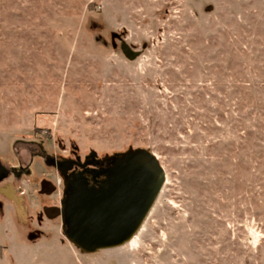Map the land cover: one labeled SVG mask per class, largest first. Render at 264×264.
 Instances as JSON below:
<instances>
[{"label": "rangeland", "instance_id": "1", "mask_svg": "<svg viewBox=\"0 0 264 264\" xmlns=\"http://www.w3.org/2000/svg\"><path fill=\"white\" fill-rule=\"evenodd\" d=\"M138 149L155 203L82 253L49 161ZM0 163V264H264V0H0Z\"/></svg>", "mask_w": 264, "mask_h": 264}, {"label": "water", "instance_id": "2", "mask_svg": "<svg viewBox=\"0 0 264 264\" xmlns=\"http://www.w3.org/2000/svg\"><path fill=\"white\" fill-rule=\"evenodd\" d=\"M130 60L137 56L122 45ZM92 155H95L92 153ZM105 187L88 188L81 175L65 183L61 207L46 211L59 216L65 238L82 253L120 247L138 232L165 182L164 170L146 150L108 158ZM8 171L0 165V180Z\"/></svg>", "mask_w": 264, "mask_h": 264}, {"label": "flooded vegetation", "instance_id": "3", "mask_svg": "<svg viewBox=\"0 0 264 264\" xmlns=\"http://www.w3.org/2000/svg\"><path fill=\"white\" fill-rule=\"evenodd\" d=\"M49 163L54 166L61 178L62 182V192L60 203L57 206H52L44 209V215L48 218L46 211L50 208L61 207V201L63 199V192L65 189V183L71 181L74 176L81 175L82 180L86 183V187L90 188L94 186L105 187L107 185L106 171L110 167L108 164V158H98L96 155L90 154L85 156L82 160L79 157H74V159L69 160H50ZM0 165L4 167L1 163ZM8 171V175L1 179L3 181L6 179L11 171L4 167ZM55 190V188L48 182L43 181L41 183V192L50 194ZM60 218L59 216H57ZM52 219V218H49ZM61 219V218H60Z\"/></svg>", "mask_w": 264, "mask_h": 264}, {"label": "bare ground", "instance_id": "4", "mask_svg": "<svg viewBox=\"0 0 264 264\" xmlns=\"http://www.w3.org/2000/svg\"><path fill=\"white\" fill-rule=\"evenodd\" d=\"M132 238H133V237H132ZM132 238H131V240L129 241V243H128V244H131V243L133 242ZM126 244H127V243H126Z\"/></svg>", "mask_w": 264, "mask_h": 264}]
</instances>
